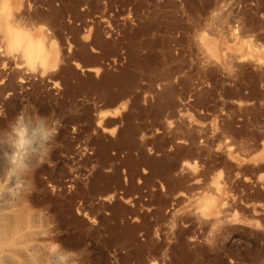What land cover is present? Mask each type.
I'll return each instance as SVG.
<instances>
[{"label": "rangeland", "instance_id": "374dc122", "mask_svg": "<svg viewBox=\"0 0 264 264\" xmlns=\"http://www.w3.org/2000/svg\"><path fill=\"white\" fill-rule=\"evenodd\" d=\"M0 200L1 264H264V0H0Z\"/></svg>", "mask_w": 264, "mask_h": 264}, {"label": "clouds", "instance_id": "9594fccd", "mask_svg": "<svg viewBox=\"0 0 264 264\" xmlns=\"http://www.w3.org/2000/svg\"><path fill=\"white\" fill-rule=\"evenodd\" d=\"M49 118L43 115H37V122L31 126L25 122L23 115L15 118L14 125V160L13 163L23 166L25 157L33 151L43 149L42 155L38 156L39 163L50 152L49 142L55 139L58 134L56 126H46L45 122ZM23 186V185H21ZM51 264H71L66 254L57 246L53 250Z\"/></svg>", "mask_w": 264, "mask_h": 264}, {"label": "bare ground", "instance_id": "6f19581e", "mask_svg": "<svg viewBox=\"0 0 264 264\" xmlns=\"http://www.w3.org/2000/svg\"><path fill=\"white\" fill-rule=\"evenodd\" d=\"M10 33H11V30H10ZM25 54H26V53H25ZM8 153H9V152H8ZM8 157H9V156H8ZM10 157H12V155H11ZM10 157H9V158H10ZM11 159H12V158H11ZM5 176H6V175H5ZM9 176H10V175H9ZM11 177H12V176H11ZM3 196H4V195H3ZM0 201H1V200H0ZM3 201H4V200H3ZM210 202H211V201H210ZM7 203H9V202H7ZM10 203H11V202H10ZM10 203H9V205H10ZM205 203H206V202H205ZM208 203H209V202H208ZM4 205H5V204H4ZM11 205H12V204H11ZM205 205H207V203L204 204V206H205ZM2 206H3V205H1V207H2ZM207 206H208V205H207ZM207 206H205V208H206ZM209 206H210V205H209ZM202 207H203V205H202ZM7 208H8L7 206H4V207H3V209H7ZM205 208H203V209L205 210ZM3 209H2V211H3ZM8 209H9V208H8ZM206 209H207V208H206ZM9 210H10V209H9ZM4 211H5V210H4ZM4 211H3V212H4ZM7 211H8V210H7ZM3 212H2V213H3ZM9 212H10V211H9ZM11 213H12V212H11ZM217 215H218V214H215V215H214V218H215V216H216V218H217V220H218V219H219V216H217ZM8 216H9V214L7 215V217H8ZM0 217H1V215H0ZM5 217H6V216H5ZM216 218H215V219H216ZM3 219H4V218H3ZM0 229H1V228H0ZM2 233L4 234L3 230H2ZM5 238H6V237H5ZM5 238H4V239H5ZM6 240H7V239H5V241H6ZM7 242H8V241H7ZM7 242H6V243H7ZM9 242L11 243V241H9ZM0 243H1V242H0ZM2 243H3V242H2ZM4 245L7 246V244H5V243H4ZM4 245H3V246H4ZM8 246H9V244H8ZM8 246L5 247V248L7 249ZM18 246H19V245H18ZM10 247H11V245H10ZM19 247H20V246H19ZM0 248H1V246H0ZM11 248H12V247H11ZM16 248H17V247H16ZM2 249H3V248H2ZM8 249H9V248H8ZM8 249H7V250H8ZM2 251H3V250H2ZM4 251H5V249H4ZM4 251H3V252H4ZM8 251H11V250H8ZM5 253H6V252H4L3 254H5ZM7 254H10V253H7ZM7 254H5V255L7 256ZM11 254H13V253H11ZM6 256H5V258H6ZM9 256H11V255H9ZM0 257H1V256H0ZM11 257H12V256H11ZM8 258H9V257H8ZM9 259H10V258H9ZM0 264H1V263H0Z\"/></svg>", "mask_w": 264, "mask_h": 264}]
</instances>
